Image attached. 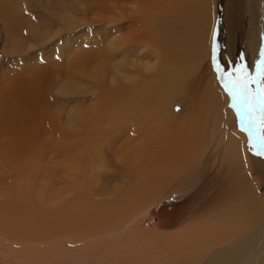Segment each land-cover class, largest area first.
<instances>
[{
  "label": "bare ground",
  "instance_id": "bare-ground-1",
  "mask_svg": "<svg viewBox=\"0 0 264 264\" xmlns=\"http://www.w3.org/2000/svg\"><path fill=\"white\" fill-rule=\"evenodd\" d=\"M213 33L224 71L242 63L254 75L264 0H0V184L12 191L0 235L81 250L102 237L129 264L169 252L188 264L190 254L202 256L193 264H264V193L238 172L254 167L264 187V163L253 164L217 78ZM213 161L238 201L231 223L211 205L178 234L146 230L155 208L203 195Z\"/></svg>",
  "mask_w": 264,
  "mask_h": 264
},
{
  "label": "rangeland",
  "instance_id": "rangeland-1",
  "mask_svg": "<svg viewBox=\"0 0 264 264\" xmlns=\"http://www.w3.org/2000/svg\"><path fill=\"white\" fill-rule=\"evenodd\" d=\"M25 10H26V8H25ZM238 13H239V11H238ZM241 23H242V21L239 24H241ZM0 58H1V54H0ZM2 60L6 61L7 57L3 56ZM173 108H174V110H176L175 111L176 113H179V111H181V109H182L181 106H178V105H175ZM250 150H252L251 147H250ZM252 158L255 160V163H253L255 166L262 167V163H264V158L257 157L254 154L252 155ZM214 164H215V161L211 162V166L209 167L208 172H207V174H208L206 176L207 178L205 179V182H204L205 185L202 188L203 189V191H202L203 195L199 196L198 200L195 199L192 202H189V204L186 207L183 206L184 203L181 200L186 199L189 195L186 197L184 196V198H182L180 201H174L173 200L171 202H169V201L165 202L164 208L163 207L161 208V206L157 207L153 210L151 215H149L151 220L149 219L148 216L146 217V219L145 218L143 219L142 223L145 225L146 230L147 229L148 230L158 229L159 234H161V233H165L167 235H170V234L172 235V233L178 234V233H180V231H184L185 229L190 228L192 226V221H190V219L195 220L196 218H198L197 213L192 211V210H194L196 208L198 210L200 209L199 211H203V209H205L206 206H207L206 209H208L209 206H211V205L213 207L212 206L210 207V209H211L210 211L213 212L215 208H216L215 210H219L218 213H221V215H222L221 219L223 221L225 219L224 215L227 212L231 211L235 205V202H238V201L237 200L232 201L235 199H230L233 197V194H228L230 192V189H228L229 188L228 187L229 182L226 185H224L226 183L224 181H226V180H223L228 176L226 175L225 171H221L219 174L217 173V171H216L217 174L215 172H213L212 166ZM255 170L256 169L254 167H252V168L239 167V169H238L239 180H240V183L242 186L247 188L249 191L254 192V194L256 193L257 198L261 199V195L264 193V187L261 185L262 183H260V181H259L260 177L256 174ZM9 185L10 186L12 185L11 182H9ZM199 186H200V184H199ZM199 186L196 185L195 187H198L197 189H199ZM195 190H196V188L191 190L190 196L195 192ZM3 191H4V193H3ZM197 191H199V190H197ZM11 192L12 191H11V188H9V186H6V185L3 186L2 184H0V200H2V198H3V200H5V198L7 196H9V193H11ZM191 204L192 205L194 204L195 206H191ZM202 205H204V206H202ZM222 207H223V210H222ZM241 209L242 210L244 209L243 205H242ZM5 211H7V209H0L1 219H2V215L5 214ZM189 215H190V217H189ZM193 215H196V216H194L192 218ZM43 220H50V218L45 217V218H43ZM144 220H146V221H144ZM175 221H176V223H175ZM184 222H186V223H184ZM227 223H231V222H227L225 219L223 224H227ZM22 236L26 240L30 241L29 235L23 234ZM98 238L102 239V237H97V240H99ZM6 240H7L6 238H3L0 235V264H100L99 261H101V264H129L127 262H123L121 259H118L116 256H114V254L105 252L104 251L105 248H104L103 244L100 245L98 243H95V242H97L96 238L94 240H92L91 242L89 241V243L88 242L85 243L87 245L84 244L85 247L82 248V250L80 248L83 245H73V247L70 246V247H65V248L62 246L58 248L57 245H54V246H51L50 248L45 247V248H39L38 249V248H36L34 246H30L28 244H27L28 246L26 245V247H23L25 245L22 246V245H16V244L14 246V244L11 245ZM90 243H94V246L91 247L92 249L90 247H87L88 245H90ZM210 244H214V243L211 242ZM102 246H103L104 250L101 249ZM208 246H209V248L211 247V245H208ZM66 248H69L67 252H66ZM85 248L87 250H85ZM91 251L92 252L96 251V253H94L95 255ZM210 251H211V249H208L205 252H210ZM77 252H79V253H77ZM97 253H98V255H96ZM185 255L186 254H180L179 256L176 257L174 252H169V254L166 253L165 255H162V257L161 256L158 257L156 255L155 257L159 258L158 261L156 262V264H175V263L176 264H180V263L181 264H188V262H187V258H188L187 256L188 255H186V257H185ZM190 255L193 257V258L190 257L191 264H193L194 261L196 262L198 258H202V256H197V255H193V254H190ZM262 255L263 254L261 253L258 255V257H261ZM64 256H66V257L64 258ZM101 256L104 259H102ZM173 257H175V258H173ZM99 259H101V260H99ZM175 259H177V260H175ZM253 263H256V262H253ZM150 264H152V262Z\"/></svg>",
  "mask_w": 264,
  "mask_h": 264
},
{
  "label": "snow or ice",
  "instance_id": "snow-or-ice-1",
  "mask_svg": "<svg viewBox=\"0 0 264 264\" xmlns=\"http://www.w3.org/2000/svg\"><path fill=\"white\" fill-rule=\"evenodd\" d=\"M217 48L213 33L211 58L217 78L223 81L224 90L231 99L229 107L236 114L240 131L248 133L253 154L264 158V51L252 75L242 63L225 72L217 63Z\"/></svg>",
  "mask_w": 264,
  "mask_h": 264
}]
</instances>
